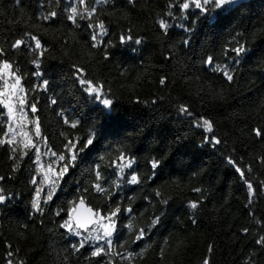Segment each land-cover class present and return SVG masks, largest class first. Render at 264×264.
I'll use <instances>...</instances> for the list:
<instances>
[{"label": "trees", "instance_id": "16d2710c", "mask_svg": "<svg viewBox=\"0 0 264 264\" xmlns=\"http://www.w3.org/2000/svg\"><path fill=\"white\" fill-rule=\"evenodd\" d=\"M184 2L88 0L87 7L97 11L73 23L70 7L84 8L78 0H0V60L12 64L28 104H36V113L28 105L23 111L40 156L37 161L35 149L22 144L15 153L12 145H0V190L7 197L0 203V264H7L9 252L24 264H203L206 257L210 264H264V244L257 243L264 237V137L253 132L264 129V0H235L207 14L194 5L182 10ZM51 11L56 17L44 20ZM161 19L169 24L166 33ZM98 21L106 31L93 41ZM32 36L40 38L42 49ZM127 36L132 39H121ZM19 38L25 45L13 49ZM238 43L248 51L236 64L231 49ZM208 57L212 65L205 64ZM217 65L227 66L234 79L214 71ZM81 77L102 84V98L112 105L87 92ZM43 81L46 88L40 87ZM181 105L191 115L181 113ZM201 118L213 122L211 133L199 126ZM10 125L0 104V139ZM14 132L17 142L24 139ZM212 136L221 143H209ZM89 137L92 145L78 152L45 203L48 165L58 172V155H71L68 142L79 141V149ZM121 153L133 160L123 172L117 167ZM153 159L161 161L156 169ZM96 171L104 192L94 187ZM133 174L139 183L129 182ZM248 182L255 189L251 200ZM37 187L44 188L42 212L32 207ZM80 198L102 214L121 208L107 254L91 255L95 247H107L104 240L89 239L75 251L72 245L89 233L77 237L61 227ZM190 201L199 206L190 208ZM140 228L147 234L136 241ZM128 253L137 255L128 259Z\"/></svg>", "mask_w": 264, "mask_h": 264}, {"label": "snow or ice", "instance_id": "6c2138e0", "mask_svg": "<svg viewBox=\"0 0 264 264\" xmlns=\"http://www.w3.org/2000/svg\"><path fill=\"white\" fill-rule=\"evenodd\" d=\"M99 2V0H98ZM103 3H108V0H103ZM235 3V0H186V2L182 3L180 5V8L182 10H187L191 6H195V8L199 9L202 13L207 14L209 11H215V10H224L226 7L233 5ZM79 5H83V11L77 6H71L69 9V14H68V20L72 21L73 23L77 22V18L79 17L80 19H85L92 17L93 14L97 11L95 7H92L89 9L87 7L88 0H78ZM87 14L86 16L84 14ZM57 13L55 11L49 12L47 15H44L42 18L44 20H49L51 18L56 17ZM159 26L161 29L167 32L169 28V24L164 20L161 19L159 21ZM92 27H98L99 28V34L93 33L92 35V40L93 41H98L99 35H103L106 31L105 25L103 21H98L96 25H92ZM26 35H31L30 33H27ZM32 40L35 42V48L36 49H42L43 45L41 44L40 38L37 36H32ZM121 39H132L131 36L127 37H121ZM189 41L185 40L184 43H188ZM136 43L139 44L141 43L140 40H136ZM23 45H25V40L24 38H19L12 43L11 47L13 49H19ZM96 46V45H94ZM232 52L235 53L236 59L233 61V63L238 64L239 57H241L243 54H245L248 51V48L244 43H238L235 48L231 49ZM43 52H41V55ZM4 55V50L0 48V56ZM214 62L213 57H208L205 60L206 65H212ZM33 63H36V61H33ZM214 71L220 72L227 81L231 82L234 79L233 72L228 69L227 66H219L217 65L214 69ZM84 69H77V75L79 76L80 73H82ZM36 75H39V73H36ZM9 79H12L13 82L9 84ZM21 80L22 77L20 75L16 74V71L13 70L12 64L7 60L3 59L0 60V81H3V89H0V104L4 105L7 108V113L8 117L12 120H16V111H17V105L18 109L21 112V117L20 121L22 122L26 118V113H24V107L28 105L30 108V111L32 113L37 112L36 104L31 103L30 105L28 104L27 101V93L23 87H21ZM167 80V77H162L160 79V84L163 85L165 84ZM79 82L82 85H86V91L89 93L96 94L97 99H102V103L105 106H111L112 105V100L108 98H102L103 97V85L96 83L94 84L91 80H86L83 77L80 78ZM48 81H43V84L40 85V87H47ZM15 98V100L13 99ZM52 103H56L55 100L52 101ZM179 111L181 113H185L187 115H191L189 112V108L187 105H181L179 108ZM65 123H69V121L65 118ZM35 123V130H34V135L36 137H41V131H40V125H39V120L36 118L34 121ZM200 127H203L207 132L211 133L213 131V122L209 119L206 118H201V120L198 122ZM77 126V122L71 123V127L75 128ZM254 134L257 137H264V129L261 128H255L253 129ZM9 134H12L11 138H9ZM22 136L24 137L23 140L17 142L16 141V134L14 132V128L10 125L8 127V131L5 133V138L0 139V145H3L7 143L8 145H12V152L15 153L18 150L22 151L23 149H35L37 156L36 159L39 161L40 156H39V148L36 147L32 136L29 135L28 132H23ZM46 139V138H45ZM209 143H214V144H220L221 140L216 138L215 136H212L209 141ZM77 142L69 141L68 145L66 147L69 148L71 155L70 157H67L64 154H59L58 155V161L63 162L60 166L59 171L57 172L52 165H48L47 170L44 172V183L48 185V191L44 195V202L46 203L47 201H50L53 199V196L55 195L56 188L58 181L64 176V174L68 171L69 167L71 166L72 163L75 162L77 159V154L78 152H83L85 148L88 146L92 145L93 139L91 137L87 138L86 141L83 144V147H80L77 149ZM22 144L23 149H18L17 145ZM23 154H27L24 152ZM53 155H56V153H53ZM13 158V157H10ZM262 162H264V157L260 158ZM119 163L117 164V167L120 169L121 172H123L124 168H131L133 164V160L131 158H127L125 154L121 153L120 157L118 158ZM126 161V163H125ZM231 163L235 164V161H230ZM151 167L153 169H156L159 167L161 164V161L158 159H153L150 161ZM237 172L241 175V177H244L245 173L244 170L241 168L236 169ZM250 170V169H249ZM155 173H153L154 175ZM96 178L97 181L94 184V187L96 191L98 192H104L105 189L102 187L100 183L101 179V173L100 171H96ZM3 177H0V180H2ZM130 183H139L140 182V177L136 174H133L131 176V179L129 181ZM32 183H36V180L33 179ZM247 187L249 190V197L251 200V197L255 194V189L253 188V184L248 182ZM195 192H201L202 189L200 188H195L193 189ZM44 192L43 187H37L36 190V195L32 201V207L34 210L37 212H42L43 209L41 207V193ZM157 195H160L158 192ZM7 197L2 194V190H0V203L5 202ZM163 203L167 204L168 201L164 200ZM199 206V201H190L189 202V207L192 209H196ZM85 209L86 214H82L80 212V209ZM127 212H131L132 209L128 208L125 209ZM121 213V208L117 206L115 209L109 211L107 214H102L98 210H94L90 207L85 206V200L83 198H80L78 201H74L72 207L68 210V219H66L63 224L61 225L62 228L67 229L70 233H73L75 236L80 237L83 232L89 233L88 237H85L84 239H81L78 241L77 244L72 245L73 249L75 251H79L81 248L85 247V245L88 243L89 239L95 240V241H101L104 240L106 243V246H98L95 247V249L92 251L91 255L92 256H100L101 254H107L109 251H111L113 242L111 237L113 236L114 232L116 231L117 228V218L119 214ZM60 213L57 212V215ZM160 221V217L157 216L153 218L151 221V225L155 226L158 224ZM129 229L133 227V225L130 223L127 226ZM244 232H248L249 229L245 228L243 229ZM95 233V235H92ZM146 230L143 228H140L136 231L135 235V240L140 241L146 236ZM257 243L264 244V237H261L259 240H257ZM212 248L211 246L209 247V251H211ZM143 250L141 251L140 255H142ZM118 254V253H117ZM8 261L7 264H24L23 261H15L11 257L15 255L14 252H9L8 254ZM133 255H137L134 253H128L127 258L131 259ZM163 255V253H161ZM203 264H210L209 258H205L203 261Z\"/></svg>", "mask_w": 264, "mask_h": 264}, {"label": "rangeland", "instance_id": "374dc122", "mask_svg": "<svg viewBox=\"0 0 264 264\" xmlns=\"http://www.w3.org/2000/svg\"><path fill=\"white\" fill-rule=\"evenodd\" d=\"M15 100V98H13ZM20 117H21V112L18 109V105H17V111H16V120H12L13 125H14V130H19L21 133L23 132H28V121L27 118H25L22 122L20 121Z\"/></svg>", "mask_w": 264, "mask_h": 264}, {"label": "water", "instance_id": "95a60500", "mask_svg": "<svg viewBox=\"0 0 264 264\" xmlns=\"http://www.w3.org/2000/svg\"><path fill=\"white\" fill-rule=\"evenodd\" d=\"M85 206L86 207H90V208H92V209H94V210H97L96 208H94L93 206H91L90 204H88V202L85 200ZM80 212L82 213V214H86V212H85V209H80ZM81 231H83V230H81Z\"/></svg>", "mask_w": 264, "mask_h": 264}]
</instances>
